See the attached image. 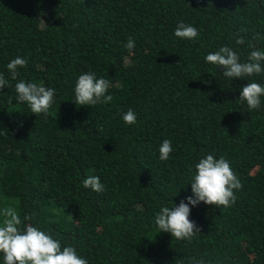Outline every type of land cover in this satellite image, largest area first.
Listing matches in <instances>:
<instances>
[{"label": "trees", "instance_id": "obj_1", "mask_svg": "<svg viewBox=\"0 0 264 264\" xmlns=\"http://www.w3.org/2000/svg\"><path fill=\"white\" fill-rule=\"evenodd\" d=\"M180 22L198 37H176ZM253 36L264 51V0H0V226L14 207L21 228L39 227L88 264H264V96L254 110L239 98L264 74L232 79L205 60L229 46L246 61ZM17 56L28 64L13 80ZM85 72L112 83L111 102H74ZM21 80L55 89L48 115L18 102ZM165 139L173 151L162 161ZM208 154L240 179L235 203L190 206L200 228L191 241L158 233L156 213L192 194ZM90 175L104 191L83 187Z\"/></svg>", "mask_w": 264, "mask_h": 264}, {"label": "clouds", "instance_id": "obj_2", "mask_svg": "<svg viewBox=\"0 0 264 264\" xmlns=\"http://www.w3.org/2000/svg\"><path fill=\"white\" fill-rule=\"evenodd\" d=\"M174 35L181 39L194 40L199 32L196 27L180 22ZM258 36H253L248 46L253 50L246 61L241 62L240 55L229 46H221L218 50L209 52L205 56L206 62L221 67L223 75L228 78H248L264 74V51L258 50L253 43ZM236 43H245V38L240 36ZM125 47L132 51L135 41L130 37ZM26 58L17 56L7 64L11 78L16 80L18 69L26 67ZM8 85V80L0 73V91ZM112 83L103 78H97L94 72L81 74L75 84L74 102L79 105L94 106L98 103L105 104L112 101V95L108 90ZM17 100L27 103L31 113L36 115H48L49 109L54 103L55 89L45 87L42 84L25 82L23 80L15 84ZM264 96V85L257 82H248L242 87L239 98L246 101L248 109H259L261 97ZM123 121L132 125L137 121V115L129 109L122 116ZM173 151L170 140L165 139L159 146V158L168 160ZM191 195L181 200L178 205L162 206L155 215V225L158 233L168 232L177 240L191 241L200 228L194 220H191V207L201 202L214 205L218 208L230 207L235 203V190L241 189L240 179L235 175L230 162L224 157L216 158L208 154L201 158L195 165V173L190 181ZM83 187L95 192L104 191V185L100 177L90 175L82 182ZM185 200L187 202H185ZM3 224L0 226V253L3 254L4 264H88V260L77 254L72 246H64L39 227L26 224L21 228V217L14 207L3 209ZM25 216L24 220H30Z\"/></svg>", "mask_w": 264, "mask_h": 264}]
</instances>
